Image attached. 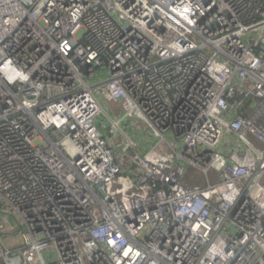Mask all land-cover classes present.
Instances as JSON below:
<instances>
[{
  "label": "built area",
  "instance_id": "built-area-1",
  "mask_svg": "<svg viewBox=\"0 0 264 264\" xmlns=\"http://www.w3.org/2000/svg\"><path fill=\"white\" fill-rule=\"evenodd\" d=\"M0 264H264V0H0Z\"/></svg>",
  "mask_w": 264,
  "mask_h": 264
},
{
  "label": "bare ground",
  "instance_id": "bare-ground-1",
  "mask_svg": "<svg viewBox=\"0 0 264 264\" xmlns=\"http://www.w3.org/2000/svg\"><path fill=\"white\" fill-rule=\"evenodd\" d=\"M117 185L123 186V190H122L123 191V194H122L123 197H126V196H128L134 192H139V190H140L139 186L134 187L133 184L128 179H126L125 177L122 178V180H120L119 182H116L114 184L113 188H115V186H117ZM112 191L115 193V189H112Z\"/></svg>",
  "mask_w": 264,
  "mask_h": 264
},
{
  "label": "crops",
  "instance_id": "crops-1",
  "mask_svg": "<svg viewBox=\"0 0 264 264\" xmlns=\"http://www.w3.org/2000/svg\"><path fill=\"white\" fill-rule=\"evenodd\" d=\"M143 145H144V142H141ZM147 144V143H146ZM146 144L144 145V146H142L141 148L143 149V151H146L147 150V146H146ZM120 180H122V179H119L118 180V182L120 181ZM135 187V186H134ZM113 189H115V195H117V196H120V194L122 195L123 194V186L122 185H117V186H115V188H113Z\"/></svg>",
  "mask_w": 264,
  "mask_h": 264
},
{
  "label": "rangeland",
  "instance_id": "rangeland-1",
  "mask_svg": "<svg viewBox=\"0 0 264 264\" xmlns=\"http://www.w3.org/2000/svg\"><path fill=\"white\" fill-rule=\"evenodd\" d=\"M198 174H200V173L198 172ZM194 181L196 182V180H193V183H194ZM197 183H199V184L201 183V184H202V183H204V182H203L202 180H197ZM7 242H8V241H7Z\"/></svg>",
  "mask_w": 264,
  "mask_h": 264
}]
</instances>
